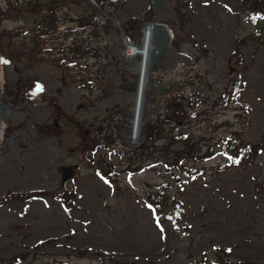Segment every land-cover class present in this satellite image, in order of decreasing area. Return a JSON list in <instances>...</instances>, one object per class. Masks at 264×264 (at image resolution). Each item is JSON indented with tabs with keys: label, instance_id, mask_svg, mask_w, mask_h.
Segmentation results:
<instances>
[{
	"label": "rangeland",
	"instance_id": "374dc122",
	"mask_svg": "<svg viewBox=\"0 0 264 264\" xmlns=\"http://www.w3.org/2000/svg\"><path fill=\"white\" fill-rule=\"evenodd\" d=\"M180 1L189 17L181 30L176 25V0H119V8L106 6L100 13L91 8L96 5L90 0H0L2 101L8 109L1 117L3 128L14 130L4 134L0 144V201L8 193L16 196L0 204L2 264H191L194 260L212 264L215 248L229 250L236 264H264V194L258 196L254 191L255 183L264 182V151L252 165L229 162L226 155L219 154L201 164L204 175L192 179L172 176L164 166L151 165V160L129 161L132 148L142 142V127L141 139L132 144L135 93L121 86L115 63L119 62L133 82L142 55H127L124 31L138 36L129 21L141 18L149 9L154 23L141 28L143 41L137 47L144 46L150 29L156 30L157 37L150 41L148 76L169 91L162 94L148 82L142 125L185 99L190 102L189 113L197 115L174 132L194 136L202 152L215 140L234 133L250 143L264 135V44L258 42H264V20L254 23L239 16L243 13L239 0ZM50 8L66 19L59 23L60 34H53L51 47L58 54L74 41L82 44L87 54L79 60L81 67L68 63V69H60L47 56L43 60L31 57L28 28ZM107 12L111 13L110 27L95 37L93 26L81 29L70 22L80 16H106ZM103 24L99 21L98 28ZM172 31L179 39L196 44L186 41L175 49ZM254 35L260 38L251 39ZM240 39L245 41L240 46L244 67L238 69L232 55ZM234 69L243 78L244 91L226 105L221 101L222 91ZM89 73L93 79H101L108 95L84 83L83 77ZM20 83L33 84L34 89L14 102ZM45 97H55L63 112L82 122L88 131L109 124L115 139L110 151L100 150L94 163L85 161L74 131L53 114ZM121 110L125 116L117 114ZM50 124L62 128L59 136L39 132L40 126ZM221 145L219 142L215 149L229 153ZM106 156L118 171L132 170L141 162L150 167L142 173L124 172L106 183L97 173L99 166H104L97 161ZM61 166L76 167L64 185L60 184ZM154 187L176 196L180 226L157 222L147 203ZM64 189L72 194L67 205L60 198L25 197L34 192L60 194ZM30 212L43 218L31 222ZM15 257L20 258L11 263Z\"/></svg>",
	"mask_w": 264,
	"mask_h": 264
},
{
	"label": "trees",
	"instance_id": "16d2710c",
	"mask_svg": "<svg viewBox=\"0 0 264 264\" xmlns=\"http://www.w3.org/2000/svg\"><path fill=\"white\" fill-rule=\"evenodd\" d=\"M98 8L91 5V8L96 12L100 13L101 10H104L106 6H109L113 9L119 8V0H95ZM242 4L240 12H243L239 16H245L249 21L254 23H260L264 20V0H239ZM54 2L50 4L52 6ZM31 5V4H29ZM58 7V3L56 5ZM176 13L178 21L176 23L179 30L183 29L184 25L188 22L189 17L185 13V5L180 1L176 0ZM153 10L149 9L141 18L132 19L129 21V24L137 29L139 35H132L128 29H125V36L129 44L141 46L143 41V35L141 34V28L146 24H153ZM238 16V18H239ZM108 17V18H106ZM111 13L107 12V15H99V17H78L79 20H72L79 28L84 29L85 25L93 26L92 35L98 36L100 30H107L111 24ZM246 19V20H247ZM96 23H94V21ZM103 20L104 24L101 28H98L99 21ZM66 21L57 16V13L53 8L48 9L47 14H45L42 19L28 28V31L31 33L32 46L30 47V55L34 59L43 60L45 56L50 58L51 63L54 64L57 68L68 69V63L71 67H81L79 60L87 54L85 48L82 44H77L74 41L69 46V49L65 51L60 49L59 53H55V48L51 47L52 40L55 39L53 36L54 33L60 34L59 32V23ZM83 24V25H82ZM166 27L172 28L173 25L170 23H163ZM69 29V27H67ZM63 34V33H62ZM172 42L175 49H179L183 42L189 41L191 44L195 45L194 40L179 39V34L176 31H172ZM254 35L250 36L251 39L255 40L260 38L259 36ZM67 38V37H66ZM184 40V41H183ZM258 42L263 43V41L258 40ZM245 43L244 39L238 41V45L235 49L232 58L235 59L236 68L241 69L244 67L243 55L240 52V46ZM203 48V47H202ZM68 50L70 52H68ZM203 52L206 53V50L203 49ZM3 60H6L5 56H2ZM235 66V65H234ZM116 72L119 75L121 80V86L130 91L136 92L138 75L132 76L133 82L130 81V75L119 66V62L115 63ZM87 69V67L85 68ZM91 73L87 77H83L84 83L90 85V89L95 88L100 90L104 95H108V90L102 87V81L100 78H92ZM148 82L151 83L150 88H155V83L151 79L147 78ZM244 81L237 69H234V72L231 73L227 86L222 91L221 101L226 104H232L236 99L240 98L244 91ZM34 89V85L30 83H20L18 86V91H16L13 100L17 102L19 98H24L28 93ZM145 95V91H144ZM48 107L52 110L53 114L65 121V124L74 131V134L78 138V151L80 156L89 163H94V158L96 154L101 150L110 151V146L113 145L114 131L112 130L109 124L103 126L104 123L98 125L97 127L92 126L91 131H88L83 125L82 122L76 120L73 117L66 115L63 110L58 105V102L55 97H45ZM190 102H185V99H179L174 105H169L167 111L163 116H159L154 120L149 119L145 121L142 125V135L143 139L139 145H136L132 148L130 152L129 161L133 163L136 160H151V165L160 164L165 167L166 171L172 175H183L189 179L194 178L195 175H204L205 170L201 167V164L207 161L214 159L219 154L226 155L229 162L239 161L246 162L252 165L253 160L264 151V135L260 141L256 143H250L239 136L238 133L231 134V136L226 138H220L215 140L212 144L207 146L204 152L201 151V148L198 147L200 144L196 142L194 136L192 137L187 132H174L177 127L182 126V124H188L190 118L197 115L195 111L189 113L188 107ZM113 114V113H112ZM125 116V111H120V113ZM108 121V118L105 119V122ZM39 132L44 136H59L62 131V128L58 127L56 124L42 125L39 128ZM13 128L4 127V134L8 136L13 132ZM163 141V143L158 146L157 143ZM222 143L221 146H225L227 153L222 149H215V146H218V143ZM180 145L178 149H172V146ZM124 154V151L120 152ZM104 166H99L97 173L102 180L106 183H112L116 177L124 174V172H129L128 174L142 173L145 169L149 168V165L137 164L132 170H122L118 171L116 169L115 163L112 161L111 157L106 156L102 157L100 161ZM98 164V163H95ZM254 191L256 195L264 194V182L255 183ZM51 197V198H60L63 200V204H69L71 200V192L67 190H62L60 194L50 193V192H34L29 195H26V198L33 197ZM15 195L8 193V196L0 201V204L7 202L8 200L15 198ZM147 203L152 208L155 219L159 224L162 223H173L175 227L180 226L178 219L180 218L179 206L180 202L176 199L175 195H169L166 193V189L159 187H154L153 191H150L148 194ZM4 201V202H3ZM214 258L212 264H236L232 261L231 252L229 250H222L215 248L213 250ZM24 256L22 255L21 258ZM207 257V255H206ZM205 257V260H206ZM20 257L13 258L11 263L18 261ZM199 261H192L191 264H198ZM53 264H66L64 262L58 261ZM121 264H130V263H121Z\"/></svg>",
	"mask_w": 264,
	"mask_h": 264
},
{
	"label": "bare ground",
	"instance_id": "6f19581e",
	"mask_svg": "<svg viewBox=\"0 0 264 264\" xmlns=\"http://www.w3.org/2000/svg\"><path fill=\"white\" fill-rule=\"evenodd\" d=\"M147 29H150L149 27ZM156 30L154 31L153 29H150L148 31L147 37H146V41L145 44L142 48L139 47H128V56H135V55H142V59L141 62L138 66V69L140 71V75H141V83L139 86L138 91L135 93V109H134V117H133V121H132V136H131V142L132 144H136L140 139H141V133H140V128L142 126V122H143V118H144V109H143V104L145 102V98H144V91H146L148 84H147V78H149L148 76V65L150 63V56H149V51L152 50V45H151V40L155 39L156 36ZM1 62V60H0ZM6 111L8 113V109L6 106H1V114H3V112ZM3 127V124H2ZM4 131V128H3ZM3 131L1 133V140L3 138ZM53 216H58L61 217L59 214H53ZM30 221L31 222H36L38 220H41L43 218V215L38 213V212H30ZM109 233V231H107ZM104 234V232H102V235ZM0 263L2 264V261H0Z\"/></svg>",
	"mask_w": 264,
	"mask_h": 264
},
{
	"label": "water",
	"instance_id": "95a60500",
	"mask_svg": "<svg viewBox=\"0 0 264 264\" xmlns=\"http://www.w3.org/2000/svg\"><path fill=\"white\" fill-rule=\"evenodd\" d=\"M90 2L95 3L94 0H90ZM133 47H136V46H133ZM140 83H141V75H140V72H139V80H138V85H137V91L139 89ZM155 85H156V89L159 92H161L163 94H167L168 93V91H169L168 88L165 87L164 85H162L161 83H159L158 81L155 83ZM1 95H2V81H1V76H0V138H1V133L3 131L2 117H1V106L2 105L4 106V103L1 100ZM132 121H133V119H132ZM140 133H141V128H140ZM75 170H76V167H69V166H61V167H59L58 171L61 174L60 184L64 185L67 181H69L74 176ZM238 264H251V263L240 262Z\"/></svg>",
	"mask_w": 264,
	"mask_h": 264
}]
</instances>
